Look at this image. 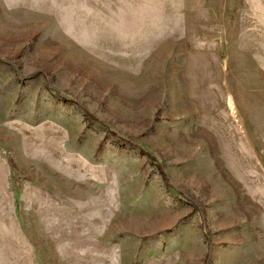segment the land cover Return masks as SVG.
Masks as SVG:
<instances>
[{
  "label": "rangeland",
  "instance_id": "1",
  "mask_svg": "<svg viewBox=\"0 0 264 264\" xmlns=\"http://www.w3.org/2000/svg\"><path fill=\"white\" fill-rule=\"evenodd\" d=\"M0 264H264V0H0Z\"/></svg>",
  "mask_w": 264,
  "mask_h": 264
}]
</instances>
